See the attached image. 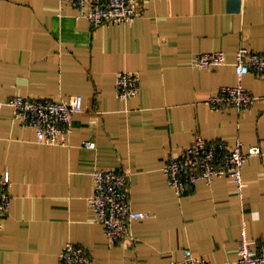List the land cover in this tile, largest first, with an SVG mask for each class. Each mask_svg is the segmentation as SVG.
<instances>
[{"label": "crops", "instance_id": "crops-1", "mask_svg": "<svg viewBox=\"0 0 264 264\" xmlns=\"http://www.w3.org/2000/svg\"><path fill=\"white\" fill-rule=\"evenodd\" d=\"M136 11L131 24L93 28L57 0H0V100L83 98L66 146L38 143L10 107L0 109V174L11 197L0 264H59L67 242L93 264H168L185 248L233 262L243 232L264 245L263 157L244 165L241 194L223 176L178 196L163 172L196 135L264 152V77L239 80L233 67L239 48L264 50V0H140ZM212 51L227 63L194 66L196 54ZM122 71L140 77L131 98L116 94ZM239 83L256 97L250 108L206 105L219 87ZM98 168L127 173L131 209L147 214L113 246L87 202Z\"/></svg>", "mask_w": 264, "mask_h": 264}, {"label": "built area", "instance_id": "built-area-1", "mask_svg": "<svg viewBox=\"0 0 264 264\" xmlns=\"http://www.w3.org/2000/svg\"><path fill=\"white\" fill-rule=\"evenodd\" d=\"M76 9L79 18H84L91 27L131 24L137 18L136 4L140 0H57ZM227 63L222 51L203 52L195 55L193 64L197 68L214 69ZM239 80L250 73L264 77V50L252 52L241 47L233 62ZM140 77L135 72L122 71L116 76V94L121 99L131 98L139 91ZM256 97L240 83L221 86L209 94L206 105L212 110L234 108L238 111L250 108ZM10 107L12 120L31 127L40 144L66 146L75 114L83 112V98L74 95L67 98H35L12 96L0 100V109ZM94 148V142H85ZM254 156L264 158L258 145L244 146L240 141L230 145L224 141H208L196 135L193 143L181 150L179 155L168 159L163 172L168 185L176 195L182 196L189 186L197 182L211 184L217 177L233 180L238 194L245 188L242 170ZM92 193L88 206L96 220L102 225L108 245L113 246L129 236L131 223L147 217L146 213L131 209L128 174L114 169L98 168L92 174ZM8 181L0 174V230L10 211L11 197ZM237 259L221 264H264V245L251 246L245 232L237 248ZM59 264H93L87 250L78 244L67 242L59 255ZM168 264H213L185 248L181 259H171Z\"/></svg>", "mask_w": 264, "mask_h": 264}]
</instances>
